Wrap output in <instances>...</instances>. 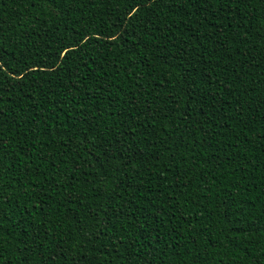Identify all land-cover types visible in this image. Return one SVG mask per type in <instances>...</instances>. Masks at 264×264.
Listing matches in <instances>:
<instances>
[{
	"label": "trees",
	"instance_id": "1",
	"mask_svg": "<svg viewBox=\"0 0 264 264\" xmlns=\"http://www.w3.org/2000/svg\"><path fill=\"white\" fill-rule=\"evenodd\" d=\"M0 264H264V0H0Z\"/></svg>",
	"mask_w": 264,
	"mask_h": 264
}]
</instances>
